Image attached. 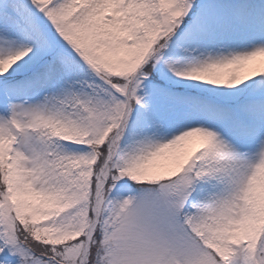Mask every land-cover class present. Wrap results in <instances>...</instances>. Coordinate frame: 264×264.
I'll return each mask as SVG.
<instances>
[{"label":"snow or ice","instance_id":"6c2138e0","mask_svg":"<svg viewBox=\"0 0 264 264\" xmlns=\"http://www.w3.org/2000/svg\"><path fill=\"white\" fill-rule=\"evenodd\" d=\"M0 264H264V0H0Z\"/></svg>","mask_w":264,"mask_h":264}]
</instances>
